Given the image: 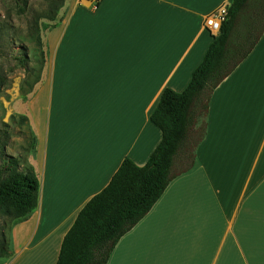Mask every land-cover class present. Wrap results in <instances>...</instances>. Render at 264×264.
<instances>
[{"label":"crops","instance_id":"0c3cea01","mask_svg":"<svg viewBox=\"0 0 264 264\" xmlns=\"http://www.w3.org/2000/svg\"><path fill=\"white\" fill-rule=\"evenodd\" d=\"M84 1L69 0L48 84L33 95L32 105L46 110L37 126L40 162L32 165L39 203L16 222L15 258L4 264H57L78 213L123 160L147 163L162 139L150 121L162 92L187 87L215 37L206 18L232 3ZM252 10L263 16L264 3ZM209 98L174 164L177 175L107 264H264V32ZM200 110L205 130L192 153ZM189 152L193 165L182 172Z\"/></svg>","mask_w":264,"mask_h":264},{"label":"trees","instance_id":"16d2710c","mask_svg":"<svg viewBox=\"0 0 264 264\" xmlns=\"http://www.w3.org/2000/svg\"><path fill=\"white\" fill-rule=\"evenodd\" d=\"M14 1L24 12L29 0ZM63 3L54 0L52 12L56 14ZM261 3L264 0H232L220 33L187 87L182 92L165 88L153 109L150 121L160 129L162 139L149 160L144 166L130 158L123 160L109 184L78 213L63 239L57 264H107L119 240L151 211L177 175L173 167L188 141L197 110L207 109L211 93L251 53L264 32V25L255 29V16L260 19L261 15L252 10ZM18 61L25 66V57ZM186 159L182 172L193 165L194 154L189 152ZM22 162L20 157L5 156L0 164V207L17 221L37 209L40 192L33 167H24ZM6 245V240L0 241L2 256L9 255Z\"/></svg>","mask_w":264,"mask_h":264},{"label":"rangeland","instance_id":"374dc122","mask_svg":"<svg viewBox=\"0 0 264 264\" xmlns=\"http://www.w3.org/2000/svg\"><path fill=\"white\" fill-rule=\"evenodd\" d=\"M53 1L29 0L25 11L20 12L16 1L0 0V145L5 144L4 148L0 146V164L5 156L20 157L24 167H38L40 162L37 126L39 118L45 122L46 110L38 103L35 107L32 105L33 95L37 86L48 84L62 28L69 15V0H64L56 14L51 8ZM255 17L264 21V15L260 19ZM19 57L26 58L24 67L20 66ZM134 100L141 103L145 98L137 93ZM204 121V110H200L196 124L198 130L196 134L191 132L188 142V150L191 149L192 153L199 136L204 133ZM121 128L122 125L119 130ZM41 135H45V131ZM184 158L180 167L187 165ZM39 182L42 185L40 179ZM16 222L0 207V241L6 240L9 252L8 256L0 255V264L15 258L11 237Z\"/></svg>","mask_w":264,"mask_h":264},{"label":"built area","instance_id":"2783aa9c","mask_svg":"<svg viewBox=\"0 0 264 264\" xmlns=\"http://www.w3.org/2000/svg\"><path fill=\"white\" fill-rule=\"evenodd\" d=\"M100 0H90V3L97 6ZM228 6L221 7L215 13L209 15L205 20V28L213 35L217 36L220 33L221 25L227 17Z\"/></svg>","mask_w":264,"mask_h":264}]
</instances>
